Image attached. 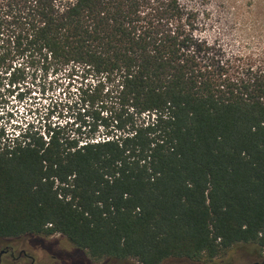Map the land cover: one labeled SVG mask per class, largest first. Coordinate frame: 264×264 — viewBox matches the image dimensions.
I'll return each mask as SVG.
<instances>
[{
	"label": "trees",
	"instance_id": "obj_1",
	"mask_svg": "<svg viewBox=\"0 0 264 264\" xmlns=\"http://www.w3.org/2000/svg\"><path fill=\"white\" fill-rule=\"evenodd\" d=\"M199 21L181 0H0V88L77 78L84 110L0 144L1 238L116 264L264 253V71L232 76Z\"/></svg>",
	"mask_w": 264,
	"mask_h": 264
},
{
	"label": "rangeland",
	"instance_id": "obj_2",
	"mask_svg": "<svg viewBox=\"0 0 264 264\" xmlns=\"http://www.w3.org/2000/svg\"><path fill=\"white\" fill-rule=\"evenodd\" d=\"M181 2L198 12L201 37L215 46L220 60L230 65L232 76L238 77V72L249 69L264 71V0ZM76 79L50 74L46 79L29 83L27 88H0V144L11 143L27 132L46 139L55 131L70 134L76 130L80 124L79 115H84L79 101L81 92H78L81 81ZM23 240L45 247V250L32 252L38 263L116 264L91 259L61 234L27 236ZM259 252L255 245L241 244L212 262L182 259L164 264H253L262 258ZM123 263L139 264L136 261Z\"/></svg>",
	"mask_w": 264,
	"mask_h": 264
},
{
	"label": "flooded vegetation",
	"instance_id": "obj_3",
	"mask_svg": "<svg viewBox=\"0 0 264 264\" xmlns=\"http://www.w3.org/2000/svg\"><path fill=\"white\" fill-rule=\"evenodd\" d=\"M24 237L27 236L18 238L0 237V264H42L37 262V258L32 252L35 253L42 249L45 250V247L39 243L25 241L23 240ZM258 254V256L262 258L254 261L253 264H264V253L259 252Z\"/></svg>",
	"mask_w": 264,
	"mask_h": 264
}]
</instances>
